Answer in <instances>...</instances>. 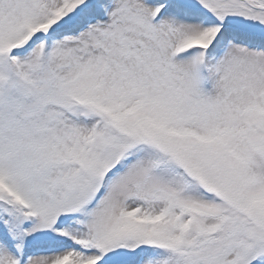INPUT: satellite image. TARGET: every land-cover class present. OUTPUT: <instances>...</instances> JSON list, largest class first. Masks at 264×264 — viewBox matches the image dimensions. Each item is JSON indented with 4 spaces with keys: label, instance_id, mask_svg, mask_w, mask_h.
Returning <instances> with one entry per match:
<instances>
[{
    "label": "snow or ice",
    "instance_id": "obj_1",
    "mask_svg": "<svg viewBox=\"0 0 264 264\" xmlns=\"http://www.w3.org/2000/svg\"><path fill=\"white\" fill-rule=\"evenodd\" d=\"M0 264H264V0H0Z\"/></svg>",
    "mask_w": 264,
    "mask_h": 264
}]
</instances>
